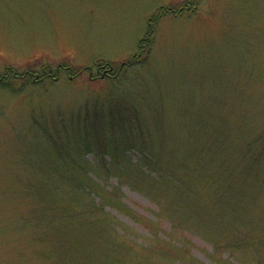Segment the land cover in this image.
Masks as SVG:
<instances>
[{"label": "rangeland", "instance_id": "obj_1", "mask_svg": "<svg viewBox=\"0 0 264 264\" xmlns=\"http://www.w3.org/2000/svg\"><path fill=\"white\" fill-rule=\"evenodd\" d=\"M181 6L141 54L152 16ZM104 64L113 79L97 72ZM97 118L126 165L87 135L95 148L80 163L104 190L84 188L71 216L94 217L146 264H258L232 240L239 227L264 235V156L252 171L247 154L264 127V0H0V264L69 263L41 238L33 195L54 186L59 154H80L60 149L86 141L79 123ZM202 213H218L216 226ZM100 235L88 251H110Z\"/></svg>", "mask_w": 264, "mask_h": 264}, {"label": "trees", "instance_id": "obj_2", "mask_svg": "<svg viewBox=\"0 0 264 264\" xmlns=\"http://www.w3.org/2000/svg\"><path fill=\"white\" fill-rule=\"evenodd\" d=\"M185 9H187L185 6L184 7L181 6L179 9H173L170 7L160 8V10L156 14H154V16H152V18L150 19L151 23L149 24V29L147 31L146 36L143 39H141L138 43L140 53L143 54V51H145V49L149 45L151 41V33L153 32L155 24L159 21L160 18L167 15L179 16ZM131 64L132 62H128L125 63L124 65L129 66ZM110 66H111L110 64H104L103 66H100V68L106 67L109 69ZM64 69L65 70L68 69L71 71L72 69L75 70L76 73L75 75H79L80 73H83L82 68H73V67L69 68L62 65L58 67V72ZM31 74H32L31 72L29 73L27 72L26 74L22 75L23 76L22 78L28 77ZM116 75L117 73L115 74L114 72V73H108L104 76H106V78L113 79V76L115 77ZM45 78L48 77L44 76L42 79ZM122 106L123 105H119V113H118L119 117L123 115L122 111L126 110L122 108ZM116 116L112 120L114 124H115ZM102 120L103 121H101V119L99 120V118L95 119L94 120L95 124L94 123L92 124V122H90L88 119L82 122L83 123L82 125L79 123V128L76 127L77 129H75L74 133L78 134L79 131L81 130L82 132L81 134H79V136L81 138H84L86 141L82 142V139L81 141L79 140L76 143L72 141L75 143L72 146L69 144L70 146L67 147L68 143H66L60 148L62 149L61 151L64 150V152H73L74 149L76 148L75 150L78 151V153L80 154H59L62 159L61 162L60 161L58 162L57 160L53 162L54 164L53 169L48 170L47 172L48 176H50L49 174H51L54 177L53 187H49L47 183L46 186L42 182L36 183L37 186L39 185L43 187L40 188L41 191H39L36 195L33 192L35 195V196L33 195V198H35L34 200L38 205L37 209L35 208L34 210L36 220H38L36 224L40 226L43 224L41 227L42 228L45 227V231L41 234V238L43 240L45 238L47 239L51 238L53 240L57 239L58 241L57 243L59 246L57 245L58 247L55 248L54 252L57 253L61 258L62 257L67 258L69 263L66 264H129L128 262L129 258L132 260V262L135 260V264H146L142 256L133 254L134 247L127 246L126 241L124 240L125 241L124 243L123 239H120L119 236H118L119 240L111 241L107 239L106 235L109 228H105V231L101 236L99 233L100 230L99 231L97 230V227H99V225L96 222H98V220L97 219L94 220L93 219L94 217H91L90 219L85 217L83 220L82 219L79 220L76 215L71 216L70 214L73 210L74 202L79 200L81 195L80 192H82L84 188L92 189L94 193H98L99 195H101V192H103L104 190L96 181H90L89 177L87 178L88 172L90 170L85 163H80L81 162L80 157L86 155L81 153H86V151L91 152L92 149L95 148L92 145V140H88L86 138L87 135L90 136L91 134V136H93L92 138L96 140V145L98 146L100 151L102 150L104 153H106V151L110 153L105 155H108L110 158L114 160L113 162L115 166L126 165L125 154H118V151L117 150L115 151L114 148H112L111 146L114 141L110 142L107 140L108 137H106V133H107L106 130L108 128V123H106V118ZM120 121H122V123L120 124V122L118 121L119 122L118 126L122 128L123 125H126L125 120L124 118H121ZM119 143L121 144L122 142ZM135 143L136 142L134 140L123 142L124 150L126 151L128 145L137 147ZM262 144L264 145V127L261 128V132L256 137L255 142L250 144L247 149L249 150L247 154L249 153L253 154L252 160L254 161V164L250 166L251 168L250 170L252 171L253 168L255 169L256 166L255 163L260 162L262 156H264V148L261 149ZM147 147L148 146L145 145L143 146L144 149H146ZM44 152L46 153L45 150ZM151 153L152 154H148V155L146 154L147 157L151 155L153 157V161L157 163L158 160L157 154H154L153 152ZM59 179L61 182L63 183L65 182L64 184L67 185L69 188V192L65 197L62 196V192L61 190H59L61 188V185H57ZM162 182L167 183L168 182L167 178L162 177ZM155 186L156 185H154L153 187ZM160 187L162 188L161 184ZM157 193L160 194L161 191H158ZM62 199H65L64 203H61ZM236 205L238 209H241L240 208L241 204L239 206L238 204ZM93 212L96 211L93 210L92 213ZM218 213H214V214L212 213L208 220H206L204 217L205 213L200 214V216L203 215L204 219L210 224V226L214 227L216 226L214 223L219 221ZM219 214H222V212ZM37 228L39 229V227ZM236 230H238V233H233V236L235 237L232 240V242L236 244L242 243V245L245 244L249 246L251 249H253V251H255L257 263L264 264V235L262 237L259 236H254V238L249 237L250 238L249 239L248 236L244 235V233L242 234V232H239L240 227L239 229L237 228ZM99 235L101 237L100 240L97 242V245L99 247H106L104 245L106 243H110L109 252H106L105 250H101V249L98 251L97 250L88 251L93 245L91 241L94 240L95 242L96 238ZM104 238H106L107 240H104ZM211 239L213 242L217 240L216 238L213 237H211ZM232 242H230L231 247H234ZM230 243L227 245L228 247H230ZM216 244L214 246L215 249L219 247ZM164 245H168V244L163 243V245L161 246ZM92 249L94 250V248ZM97 253L99 254V256Z\"/></svg>", "mask_w": 264, "mask_h": 264}, {"label": "flooded vegetation", "instance_id": "obj_3", "mask_svg": "<svg viewBox=\"0 0 264 264\" xmlns=\"http://www.w3.org/2000/svg\"><path fill=\"white\" fill-rule=\"evenodd\" d=\"M100 71H101V68H100V67H98V68H97V72H98V73H100Z\"/></svg>", "mask_w": 264, "mask_h": 264}]
</instances>
